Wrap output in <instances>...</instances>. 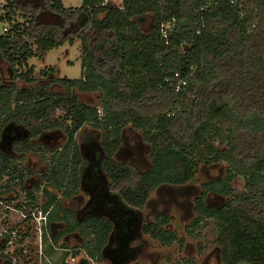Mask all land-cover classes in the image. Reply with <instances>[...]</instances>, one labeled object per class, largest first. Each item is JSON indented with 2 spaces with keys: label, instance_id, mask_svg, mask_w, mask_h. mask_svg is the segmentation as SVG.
<instances>
[{
  "label": "trees",
  "instance_id": "1",
  "mask_svg": "<svg viewBox=\"0 0 264 264\" xmlns=\"http://www.w3.org/2000/svg\"><path fill=\"white\" fill-rule=\"evenodd\" d=\"M26 3L8 0L6 14L0 16L11 24L0 34V58L11 73L16 65H27L34 56L44 59L75 37L82 44V77L59 79L67 95H54L46 85L8 84L0 77V137L11 119L34 135L53 128L68 135L45 174L47 184L61 193L45 189L50 224L64 220L66 232L78 231L85 241L81 249L92 259L130 264L152 190L193 181L200 163L225 162L226 176L202 186L206 193L232 196L221 209L199 200L188 233L194 235L202 221L208 225L212 220L224 264H264V214L252 208L264 207V0H122L121 5L83 0L80 7H65L62 0ZM25 7L27 22L14 21L11 10ZM41 14L56 21H42ZM173 18L166 43L161 24ZM25 73L16 74L33 81L32 69ZM72 89L98 93L99 103H86ZM58 108L64 110L62 119L52 114ZM86 125L103 134L102 149L87 150V162L75 137ZM127 127L139 130L151 145L152 166L146 172L115 158ZM242 137L250 153H245ZM28 142L21 141L26 151L32 150ZM12 166L15 170L0 152V180ZM238 176L245 188L236 192L232 181ZM81 182L99 188L94 215L79 221L63 201L78 192ZM170 220L158 215L142 232L170 245L178 240L166 228ZM48 230L46 252L53 256L48 249H58L48 237L57 241L59 234ZM62 247L64 256L80 253Z\"/></svg>",
  "mask_w": 264,
  "mask_h": 264
},
{
  "label": "flooded vegetation",
  "instance_id": "2",
  "mask_svg": "<svg viewBox=\"0 0 264 264\" xmlns=\"http://www.w3.org/2000/svg\"><path fill=\"white\" fill-rule=\"evenodd\" d=\"M0 59L3 60L2 58ZM75 137L77 144L80 147L81 155L86 162L88 161L86 156L87 150H89L88 153H91V151H99L102 149L101 139L103 134L101 131L94 129L91 126H84ZM90 138L92 140H90ZM24 139L29 141L28 143L30 144L32 150L26 151L22 147L21 141ZM67 142L68 136L67 134H64L60 128L44 130L42 133L34 135L33 131L24 124L19 123L14 119L8 121V123L3 127L1 133L0 152L6 154L14 162L16 168L14 170L12 166L10 170L11 173L8 174L5 179L0 180V196L6 199L23 198L28 201L29 207H35L36 205L42 204L44 208V203L46 202V188L52 190L53 193L60 197V191L47 184L45 174L50 169L52 155L57 151H62ZM59 143H61L60 146H58ZM145 145L149 144L143 139L142 133L133 127H127L123 130L122 143L115 155V158L119 162L129 164L138 173L146 172L151 168L152 161H149L145 155ZM47 152H50V155L48 156V164L46 163ZM220 163L212 165H217ZM212 165H204V168ZM82 168H84V164L82 165ZM213 179L217 178H209L208 180ZM191 183L192 181L183 185H171L164 183L152 190L150 197L145 204V208L142 210L140 238H138L133 244L132 252L135 254V257L132 262L137 259L140 253V248L142 247V243H144V240L147 238L146 236L152 238V236L149 234L142 232L143 225L153 222L156 216L168 215L171 220L167 223L166 228L177 233V231L173 229L172 225L174 220L173 216L167 212V208H164V211L160 212H157V210L160 206H166L169 208V205H172L173 203L176 204L180 209L189 210V198L192 195L191 188H193ZM98 185L99 184L95 185V183L92 184L91 182L90 184L81 182L78 192L75 193L71 198L63 201L64 205L73 211L77 220H85L94 215L93 200L94 194L99 188ZM200 185V194L195 196L194 205L192 207V210L194 209L196 215V205L199 200H203L206 204L213 205L218 209H221L226 205L227 201L232 196H225L213 191L206 193L204 192V188L202 186L203 184ZM153 192L155 197L152 194ZM214 198L219 199L222 204L213 202ZM68 202H74L76 206L74 208H69V206L66 205ZM152 203H154V205ZM20 205L21 203L19 202L17 206ZM151 207L153 208V211H151V213H146L145 211L147 209H152ZM48 209L51 211L52 207L50 206ZM202 222V225L204 226L206 221L204 220ZM189 224L185 226L187 232ZM49 226L52 234L55 235L56 231L57 234H59L57 241H55V239H53L51 236L48 237L55 249H64L62 247L63 244H66L68 247L72 248L73 246L70 245V242L73 236L78 238L79 243L84 241V238L80 237L79 232H67L68 234L66 233L65 235L64 232H60L62 227L66 226L65 222L56 226L54 224H50L49 222ZM181 238L183 239L184 237H180L178 235V240H175L174 242L181 243ZM185 241L186 239L184 240V243ZM137 243H139V245H137ZM216 250H218L221 258L220 247L217 246V249H214V251ZM0 264L8 263L4 262L0 256Z\"/></svg>",
  "mask_w": 264,
  "mask_h": 264
},
{
  "label": "rangeland",
  "instance_id": "3",
  "mask_svg": "<svg viewBox=\"0 0 264 264\" xmlns=\"http://www.w3.org/2000/svg\"><path fill=\"white\" fill-rule=\"evenodd\" d=\"M31 4L33 0H22ZM117 5L122 4V0H111ZM65 7H80L83 0H62ZM8 0H0V16L6 14ZM26 3V4H27ZM30 6V5H27ZM22 12L18 9L11 10V17L14 21L27 22V8ZM40 20L42 21H56L55 17L48 14H41ZM7 20L0 19V34L4 33V27H10ZM81 40L77 37L74 38V42L67 41L59 47L51 49L44 59L34 56L29 59L27 65L25 66H15L16 72H10V65L0 59V77L5 83H16L19 86H26L33 89H39L40 87L46 85L50 88L54 95H67L68 88L59 82L62 77L68 78H81L82 77V51ZM32 69L34 77L33 81H25L22 77H19L16 73L23 74ZM50 72H53V74ZM27 75V73H25ZM52 87V88H51ZM72 92L78 95L83 101L88 104L96 105L99 103L98 93H80L78 89H72ZM55 118L64 116V110L58 108L52 111ZM66 134L64 131H62ZM68 136V135H67ZM243 139V140H242ZM242 145L245 148V153H250V146L247 144L245 137H242ZM61 143L58 144L60 146ZM144 147V146H143ZM144 152L147 159L152 161V148L149 145H145ZM50 152H47L46 163L48 164ZM228 165L225 162H221L217 165H212L205 167L203 163H200L195 176L192 181L191 188L192 195L189 198L190 209H180L176 204L169 205L168 207L160 206L157 212L164 211L167 208V212L173 216V229L177 231L178 235L183 236L186 241L183 245L179 242H173L170 245H163L158 240L146 236L145 242L142 243L140 248V253L133 264H224L221 261L220 254L217 249L216 233L214 231V222L208 220L209 224L204 225L202 228L197 230L194 235H190L185 226L191 223L196 217V213L192 207L194 205V198L200 194V188L203 182L207 181L209 178H222L226 176ZM233 187L236 192L244 190L245 183L244 179L240 176L234 178ZM155 197L154 192L152 193ZM213 202L220 204L219 199L214 198ZM155 203V202H154ZM154 203H152L154 205ZM222 204V203H221ZM66 205L69 208H74L76 204L74 202H68ZM152 208V207H151ZM255 212L264 214V207H252ZM261 208V210H260ZM152 209H147L146 213H151ZM18 213L14 212V218L18 217ZM66 232H64V235ZM85 242V241H84ZM84 242L79 243L77 237L73 236L71 238L70 245L72 248H79V254L84 256L87 255L85 249H81ZM139 245V243H137ZM141 245V244H140ZM36 246V244H35ZM51 255L58 254L62 250L48 249ZM89 256V255H88ZM90 257V256H89ZM189 259H192L190 262ZM91 264H107L104 261H98L97 259H92ZM36 261V260H35ZM130 263V264H132ZM33 264H36L34 262ZM246 264V263H241Z\"/></svg>",
  "mask_w": 264,
  "mask_h": 264
},
{
  "label": "built area",
  "instance_id": "4",
  "mask_svg": "<svg viewBox=\"0 0 264 264\" xmlns=\"http://www.w3.org/2000/svg\"><path fill=\"white\" fill-rule=\"evenodd\" d=\"M108 1V0H105ZM234 3L236 0H230ZM175 18L161 24V32L168 43L170 31ZM7 27H4V32ZM175 76H179L177 72ZM166 81H169L167 78ZM187 80H181L185 86ZM102 114V111L99 110ZM20 206H17L18 203ZM14 212L19 215L14 218ZM50 210L42 204L29 207L28 201L23 198L6 199L0 196V256L8 264H91L92 258L88 255L69 253L63 255L62 251L50 256L46 252V233L49 229ZM36 244V246H35ZM60 250V249H58ZM83 259H87L84 262ZM36 260V261H35Z\"/></svg>",
  "mask_w": 264,
  "mask_h": 264
},
{
  "label": "crops",
  "instance_id": "5",
  "mask_svg": "<svg viewBox=\"0 0 264 264\" xmlns=\"http://www.w3.org/2000/svg\"><path fill=\"white\" fill-rule=\"evenodd\" d=\"M65 221L64 220H57V221H54V223H52V224H54L55 226L56 225H58V224H61V223H64ZM66 227H67V225L66 226H64V227H62V230H60V232H66ZM74 232H78V231H74ZM67 233V232H66ZM55 234H57V231H56V233ZM68 234V233H67ZM80 234V233H79ZM80 237H81V235H80ZM84 242V241H83Z\"/></svg>",
  "mask_w": 264,
  "mask_h": 264
}]
</instances>
